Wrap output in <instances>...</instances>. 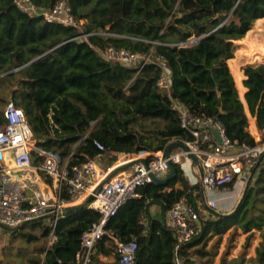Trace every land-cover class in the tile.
Segmentation results:
<instances>
[{"label":"trees","instance_id":"trees-1","mask_svg":"<svg viewBox=\"0 0 264 264\" xmlns=\"http://www.w3.org/2000/svg\"><path fill=\"white\" fill-rule=\"evenodd\" d=\"M31 1L46 10L65 1L78 24L48 22L44 15L20 10L14 0H0V81L15 79L16 85L10 99L1 101L24 109L38 147L63 160L71 155L70 164L105 153L116 157L165 150L173 140L190 137L172 109L173 99L195 115L219 118L232 141L257 143L249 120L235 112L247 106L264 129V62L257 64L264 55V37L251 38L256 22L264 21V0ZM81 32L90 35L80 38ZM239 43L246 49L238 50L236 58ZM111 46L151 53L153 62L140 68L107 59L101 51ZM244 61L249 64L242 68L243 86ZM162 64L171 71L170 94L157 86ZM2 115L0 105V125ZM96 140L106 151L98 149ZM174 165L169 183L141 186V196L129 199L109 219L90 264H120L118 242L133 239L138 243L134 264H197L203 259L201 264H209L213 254L206 247L213 238L232 230V242L240 228L248 233V246L253 232L264 229L263 169L230 213L209 212L205 218L201 211L198 233L177 249L165 221L148 216L150 206L157 204L164 214L181 198L204 206L201 184H191L181 165ZM99 219L96 210L81 204L65 211L54 229L47 217L14 232L3 229L10 244L0 249V264H77L82 235ZM15 240L39 244L30 257L26 248L20 249L18 258ZM99 255L116 259L103 263ZM256 256L264 264V244Z\"/></svg>","mask_w":264,"mask_h":264},{"label":"built area","instance_id":"built-area-1","mask_svg":"<svg viewBox=\"0 0 264 264\" xmlns=\"http://www.w3.org/2000/svg\"><path fill=\"white\" fill-rule=\"evenodd\" d=\"M14 1L20 10L28 14H41L48 22L78 27L65 1L47 10L39 9L31 0ZM98 34L119 36L109 32ZM88 35L81 32L78 37ZM101 54L127 66L142 68L146 63L153 62L151 53L114 46L102 50ZM171 85V71L162 64L157 86L170 94ZM172 109L177 112L181 127L190 136L173 142L184 143L188 151L178 147L169 155L166 149L140 153L116 164L101 166L96 159L70 164L71 155L63 160L38 147L24 109L9 101L3 110L4 122L0 125V224L16 227L47 217L54 229L58 218L68 208L87 204L100 214V219L83 233V252L77 255V264H90L95 245L107 233L109 219L129 199L141 196L139 188L152 182L151 173L165 177L170 163L181 164L191 184H198L200 178L204 193H228L236 183L247 185L262 175L264 135L256 140L255 145L240 144L230 139L225 126L216 116L195 115L177 99H173ZM95 144L99 150L106 151L99 140ZM190 154L197 157V164ZM40 156L42 159H39ZM138 159L146 160L147 165L142 162L134 164L108 180L115 168ZM205 200L206 204L200 208L181 198L166 212L165 223L177 240V249L198 233L203 208L210 211L218 209L215 198ZM54 238L52 232L50 243ZM137 248L135 239L118 242L119 263L134 264ZM177 264L181 261L178 260Z\"/></svg>","mask_w":264,"mask_h":264},{"label":"rangeland","instance_id":"rangeland-1","mask_svg":"<svg viewBox=\"0 0 264 264\" xmlns=\"http://www.w3.org/2000/svg\"><path fill=\"white\" fill-rule=\"evenodd\" d=\"M253 29L254 30L256 29L257 31L251 35V38H258V36H260V35L264 37V21L256 22ZM82 38H85V37H82ZM245 49H246V45L240 44V45H238V49H237L236 53L238 52V50L239 51L240 50L245 51ZM236 53H235V57L237 58L239 53L238 54H236ZM260 56L262 59L257 64L264 62V55L261 54ZM245 64L248 65L249 63L244 61V65ZM2 76L3 75H0V79L2 78ZM14 81H15V79H10L8 81H6V80L0 81V105H1L3 110L6 106V102L4 103L1 100H3V99L9 100L10 99L11 91L16 86ZM251 120H253V117L250 116V118H249V123H250L249 131L254 136V138L257 141H259L260 138L257 137L255 135L253 129H251V122H252ZM135 155H137V154H133L130 156L129 155H121V156L115 157L114 155H112L110 153H105L103 156L98 157L96 160L101 166H106V165L111 164V163L116 164L119 161H124V160L130 159V158H133ZM114 157H115V159H114ZM199 184H200V178H199ZM245 188H246V185L242 186L240 184V188L238 191L239 201L243 196ZM206 198L209 199V193H207V192H206ZM231 232H232V230L227 232L221 239H219L218 237H215L211 241H209L206 248H207V250H209L213 254V256H211L212 261L209 264H222L224 259L226 260L225 264H258L256 252H257L259 247L263 246L262 236H260L259 240H255V242L253 241V239H251L250 244L248 246H245V241H246V237H247L245 235V233H243V231L239 228L238 233L235 235L234 240L231 242L229 240V237L231 236ZM253 234H254V232H253ZM9 242H10V235L8 233H6L2 227H0V249L4 250V248L10 244ZM38 244H39V242L26 243V242H22L21 240H15L14 246L16 248L14 251L17 252L18 258H22V254H20V249H21V253H22V249L26 248L27 252H28V257H30L34 251L35 246ZM40 244H42V243H40ZM257 245H259V246L257 247ZM255 246L257 247V249H255ZM112 257L115 258V256H112ZM204 260L205 259H203V261ZM203 261H198L197 264H201Z\"/></svg>","mask_w":264,"mask_h":264},{"label":"crops","instance_id":"crops-1","mask_svg":"<svg viewBox=\"0 0 264 264\" xmlns=\"http://www.w3.org/2000/svg\"><path fill=\"white\" fill-rule=\"evenodd\" d=\"M232 60L233 59H231V61ZM245 65L243 64L241 66V69H240L241 72H242V76H241L240 82L242 84H243L244 79L246 78L245 73H244V71L242 69ZM234 78H235V82H236V85H237V78H236V76H234ZM243 86H244V84H243ZM237 88H238V86H237ZM244 89H245L244 91L246 92L247 88L245 87ZM238 90H239V88H238ZM253 120H254L255 125H256V119L253 118ZM257 128L258 127L256 125V130H257ZM259 130L264 133V129H259ZM185 176L189 180L188 175L185 174ZM239 188H240V183H236V185L233 188V190L230 191V192H228V193H224V192H220V193H216V194L209 193V198H215L217 200V202H218V209H217V211L222 212V213H229V212L232 211V209L235 206L238 205V203H239L238 202L239 201V197H238ZM201 192H202V197H201V200L202 201L201 202H202L203 205H205L204 200L206 199V193H204L202 191V188H201ZM209 212L213 213L212 211L208 210L207 208L206 209L203 208V211H202L203 217H205V218L206 217H210V213ZM165 215L166 214H164L162 212L161 208L157 204H154V205L150 206V208H149V215H148L149 217H153V218L161 219V220L165 221ZM245 235L247 236L248 233H245ZM260 236H262V238H263V244H264V229L261 230V231L260 230H255L252 239L255 242V240H259ZM258 246L259 245H257V247ZM257 247L255 246V249H257ZM258 249L260 250V249H262V247H259ZM99 259L103 263H111V262H114L115 261V258H113L111 255H109V256L99 255Z\"/></svg>","mask_w":264,"mask_h":264},{"label":"water","instance_id":"water-1","mask_svg":"<svg viewBox=\"0 0 264 264\" xmlns=\"http://www.w3.org/2000/svg\"><path fill=\"white\" fill-rule=\"evenodd\" d=\"M235 113L238 114V115H241L243 119L249 120V118H250V112H249V109L247 108V106H246V109H245L244 112H241V113L240 112H235ZM215 133L217 134V130H215ZM218 139H219V141H221L220 138H218ZM174 147H180V148H182L185 151L189 150V148L184 143L172 142L168 146V148L166 149V154L169 155ZM190 158L193 160L194 163H196V164L198 163V159H197V157L194 154H190ZM140 162H142L143 164L147 165V161L146 160H142V159H138V160H133V161L127 162V163L122 164V165L118 166L117 168H115V170L109 176L108 180L113 178L114 176H116L118 173L129 169L134 164H138ZM174 173H175V165L173 163H170L169 172H168V174L165 177L161 178V177H158L156 174L151 173L152 182H154L155 184H158V185H166L167 183H169L173 179ZM248 184H249V182L247 183L246 187L248 186ZM245 191H246V188H245L244 192ZM204 202L206 204V200H204ZM74 207H76V206H74ZM74 207H70L67 210H71ZM212 212L216 216H221V215L228 214V213L219 212V211H217L215 209H212ZM0 227H2L3 229H5V230H7L9 232H14V231L19 230L22 227V225L21 226H16V227H9V226L0 224Z\"/></svg>","mask_w":264,"mask_h":264},{"label":"bare ground","instance_id":"bare-ground-1","mask_svg":"<svg viewBox=\"0 0 264 264\" xmlns=\"http://www.w3.org/2000/svg\"><path fill=\"white\" fill-rule=\"evenodd\" d=\"M263 135H264V133H263V132H260V131L258 130V128H257V136H258L259 138H262Z\"/></svg>","mask_w":264,"mask_h":264}]
</instances>
